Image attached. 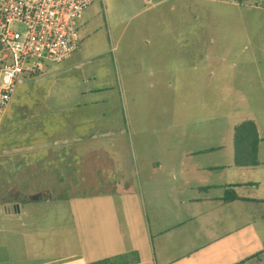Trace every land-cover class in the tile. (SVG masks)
I'll return each mask as SVG.
<instances>
[{
    "label": "crops",
    "instance_id": "1",
    "mask_svg": "<svg viewBox=\"0 0 264 264\" xmlns=\"http://www.w3.org/2000/svg\"><path fill=\"white\" fill-rule=\"evenodd\" d=\"M230 2L256 8L261 0ZM141 4L132 18L147 13L146 27L128 40L125 31L112 35L109 53L82 55L81 35L93 20L84 12L78 49L17 83L0 125V264H264V137L253 119L259 165L236 167L231 147L208 143L209 124L187 133L176 123L181 147L168 143L167 123L142 125L140 111L105 116L110 87L102 70L110 61L135 100L143 84L159 95L162 86L199 78L189 71L199 68L198 46L178 40L194 35L181 26L184 14L196 21L197 0ZM219 151L225 155L213 156ZM56 180L69 213L58 223L63 232L49 215ZM24 181L34 191L23 193ZM45 209L47 220L34 215Z\"/></svg>",
    "mask_w": 264,
    "mask_h": 264
},
{
    "label": "rangeland",
    "instance_id": "2",
    "mask_svg": "<svg viewBox=\"0 0 264 264\" xmlns=\"http://www.w3.org/2000/svg\"><path fill=\"white\" fill-rule=\"evenodd\" d=\"M153 1L155 4V0ZM230 1L232 0H197V5L194 6L197 18L193 23L184 14L181 27L194 35L185 37L184 41L182 38V42L180 38L178 40L183 45L188 43L198 46L200 59L199 68L195 72L189 70L190 74L195 73L199 78L195 80L187 77L183 87L175 82L167 84L156 95L143 84L140 100H135L129 96L128 84L120 81L117 65H113L112 61L110 65L108 60L101 62L109 64L102 70L103 74L108 73L110 87L107 91L110 100L104 106L105 116H113L114 119L119 115V118L122 116L129 119V115L135 110L138 116L140 111L142 125L145 123L148 128L158 130V127L167 123V141L172 146L177 144L184 147L186 144L180 132H174L176 123H183L185 132L196 124L205 130L209 124L208 143L215 147H231L232 151L233 128L242 120L253 119L259 127L260 135L264 137V0L256 8L231 5ZM142 9L141 0H101L94 3L85 11L83 18L91 16L93 20L81 35L82 55L99 56L104 51L109 53L112 35L125 31V38L128 40L130 32L136 27L143 30L146 27L147 13L141 12L132 18L135 11ZM181 27L179 29L183 30ZM167 29L171 27L167 25ZM167 43L174 44L171 38H168ZM140 44H143L141 40ZM98 64L92 67L97 69ZM192 121L194 122L191 124ZM156 137H151L152 141H157ZM180 151V147H175L171 152L175 157ZM262 152L264 143L261 146ZM213 154L215 157H222L225 151ZM56 167L58 179L62 166ZM2 183L0 179V185ZM61 184L56 180L53 185V194L56 196L51 203L54 207L52 213L49 214L47 209L34 213L42 221L47 220L48 214L51 215L59 232L63 230L58 223L64 225L69 217L67 203L62 196H58ZM21 190L25 194L34 191L33 181H24ZM23 203L30 208L41 204L25 200ZM29 214L32 217V212Z\"/></svg>",
    "mask_w": 264,
    "mask_h": 264
},
{
    "label": "built area",
    "instance_id": "3",
    "mask_svg": "<svg viewBox=\"0 0 264 264\" xmlns=\"http://www.w3.org/2000/svg\"><path fill=\"white\" fill-rule=\"evenodd\" d=\"M100 0H0V125L17 83L79 46L78 22Z\"/></svg>",
    "mask_w": 264,
    "mask_h": 264
},
{
    "label": "trees",
    "instance_id": "4",
    "mask_svg": "<svg viewBox=\"0 0 264 264\" xmlns=\"http://www.w3.org/2000/svg\"><path fill=\"white\" fill-rule=\"evenodd\" d=\"M243 4L247 0H235ZM257 128L253 121L246 120L233 128L234 165L236 167H256L259 165L257 158L258 144ZM98 264H113L112 260H105Z\"/></svg>",
    "mask_w": 264,
    "mask_h": 264
},
{
    "label": "water",
    "instance_id": "5",
    "mask_svg": "<svg viewBox=\"0 0 264 264\" xmlns=\"http://www.w3.org/2000/svg\"><path fill=\"white\" fill-rule=\"evenodd\" d=\"M25 199H27V200H35V199H37V197L36 196H27V197H25Z\"/></svg>",
    "mask_w": 264,
    "mask_h": 264
}]
</instances>
